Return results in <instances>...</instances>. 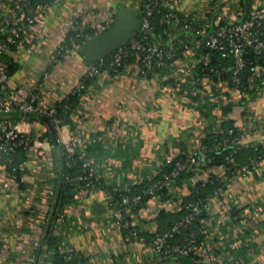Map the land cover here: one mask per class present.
<instances>
[{"label": "crops", "instance_id": "1", "mask_svg": "<svg viewBox=\"0 0 264 264\" xmlns=\"http://www.w3.org/2000/svg\"><path fill=\"white\" fill-rule=\"evenodd\" d=\"M138 1L48 0L49 7L34 25L28 37L30 41L11 55L17 67L6 79L7 88L18 99L28 97L33 88L51 100L69 94L94 61L83 46L51 61L53 53L66 43L74 24L91 22L101 10L113 12L115 17L123 9L132 12L131 18L138 25L141 18V11L136 7ZM263 2L178 0L176 7L183 15L196 12L202 17L220 16L240 21ZM10 5L9 0H0V26L6 23L2 15ZM215 6L217 12H214ZM226 98L225 106L216 113L206 114L201 101L181 94H164L135 73L98 80L80 100L69 123L81 159L106 185L100 183L92 190H77L75 202L64 203L60 210L56 209L60 178L55 179L60 175L62 153L57 134L52 130L49 134L50 125L32 116L24 126L23 134L31 144L26 160L20 164V173L9 174L0 165V264H52L59 251L49 244L50 237L54 236L63 237L72 253L86 257L85 264H117L116 259L119 264L166 263L168 259L146 252L142 243L124 240L114 222L109 187L123 189L137 180L152 178L165 167L173 147L183 150L199 146L203 134L223 117H228L232 124H241L243 113L237 91L228 90ZM211 99V105L221 102L213 90ZM246 104L255 118L264 119V95H251ZM4 125L0 115V130ZM246 125L252 145L260 144L259 138L264 141V127L258 136L256 126L249 122ZM232 187L243 205L256 201L264 206V158L261 174L255 172L240 178L231 190ZM160 206L163 204L158 200L147 204L142 220L145 230L157 229ZM217 209H221L219 202ZM256 226H262V231L251 235L249 242L247 239L246 245L237 250L246 264H264V211L251 218L246 229L240 225L234 229L240 237ZM178 261L168 264H181Z\"/></svg>", "mask_w": 264, "mask_h": 264}, {"label": "built area", "instance_id": "2", "mask_svg": "<svg viewBox=\"0 0 264 264\" xmlns=\"http://www.w3.org/2000/svg\"><path fill=\"white\" fill-rule=\"evenodd\" d=\"M9 1L11 5L2 15L6 23L0 26V115L5 124L0 130V165L11 174L6 163L11 160L9 156L15 150V137L25 133L24 126L30 122L27 119L29 115L47 117L55 128L58 143L70 155L79 151L74 143L72 127L67 117L60 114L59 106L63 103L61 105L70 107L66 100L72 94H77L80 100L84 99L92 86L104 78L135 73L164 94H181L191 100L201 101L206 114L216 113L228 103V90L237 91L239 109L243 113L241 124H233L226 129L223 124L228 117L221 118L203 134L199 146L183 150L173 147L165 165L169 166V170L143 192L131 195V186L123 189L114 186L119 199H115L110 192V201L114 208V222L121 231H125L124 240L142 243L144 250L150 254L164 259L174 255L192 257L195 264H246L237 250L243 244L246 245L247 239L249 242L251 235L259 234L263 227L249 229L240 237L236 236L234 229L236 225L246 229L249 220L264 211V206L256 201L244 202L243 205L239 194L233 187L231 190V186L240 178L255 172L261 174L264 158L263 155L262 158L251 159L243 166L235 162V154L241 148L261 150L264 147L261 138L257 140L260 143L258 145L249 142L250 133L246 125L249 122L256 126L258 136L264 127V119L255 118L246 104L249 96L264 95V2L254 6L238 21L222 19L220 16L202 17L196 12L183 15L176 7L178 0H139L136 7L141 11V18L134 37L127 44L93 61L69 94L51 100L34 88L28 97L18 99L6 86L9 65L2 58L4 54L12 55L13 46L16 49L25 47V42L30 41L28 37L34 25L46 13L49 2L39 0L34 7H29L31 0ZM216 7L214 12L218 11ZM158 10H162L159 26L154 21ZM80 17L83 18V13ZM113 21L114 13L104 10L87 24L77 21L66 43L58 47L51 61L74 53L93 37L107 31ZM249 55H255V58L250 59ZM212 90L216 98L219 101L221 99L219 105L210 104ZM77 108L70 112L68 118ZM14 111L21 113L15 122L9 118ZM209 132L224 133L225 136L214 145L206 146L203 140ZM26 140L29 141L28 138ZM222 148L229 150L226 163L214 170L208 166L207 157ZM179 156L181 158L178 159ZM226 164L232 165L230 173L226 170ZM187 172H194V176L188 180L180 179ZM93 175L94 170L90 169V174L78 175L71 180L82 183L80 189L92 190L96 186ZM143 180L135 182L141 183ZM208 181L216 188L207 193L204 202L186 204L184 209L187 211L183 217L148 242L142 235V220L146 214L143 196L150 195L154 200H159L162 197L159 191L166 189L170 199L165 205L180 211L183 209L184 194L179 189L198 188L199 183L205 185ZM218 202L221 209L215 210ZM184 231H188L184 240L172 244L171 239L175 234ZM58 248L68 259L78 255L71 252L61 236ZM78 256L81 257L80 254Z\"/></svg>", "mask_w": 264, "mask_h": 264}, {"label": "trees", "instance_id": "3", "mask_svg": "<svg viewBox=\"0 0 264 264\" xmlns=\"http://www.w3.org/2000/svg\"><path fill=\"white\" fill-rule=\"evenodd\" d=\"M38 1L39 0H31L28 6L34 7ZM246 1L249 3L250 0H245V2ZM247 6H249V4H247ZM161 15H162V10H158L157 12H155L154 21L157 26H159V19ZM13 49L16 50V47L13 46ZM2 58L9 65L8 74L10 75L13 72V70L16 69L17 63L14 61L13 56L9 54L2 55ZM249 58L253 59L255 58V55H249ZM66 102L69 104L70 107H65L61 105L63 104L61 103L59 106L60 114L67 117V121H69L68 116L70 115V112L75 107L78 106V104L80 103V98L77 94H72L69 96ZM33 116L35 119L46 123V121L43 118L44 116H40V115H33ZM20 117H21V113L19 111H14L10 114L9 118L13 122H15ZM46 124L52 125L51 122L50 123L47 122ZM231 126H233V124L230 120L225 121L223 124V127L226 129ZM49 134H51V129H49ZM224 136H225L224 133L218 134V133L209 132L205 135L203 143L206 146H211V145H214L218 140H220ZM26 139L27 137L22 133L21 134L19 133L14 139V142L16 143V147H15L14 152H11L9 156L11 160L6 163L7 170L11 174H15V175L19 174L20 164L26 160V151L29 147V144H31V141L30 140L27 141ZM53 140L56 142L55 139ZM55 144L56 146H58L59 143L58 144L55 143ZM58 147L61 149L62 161L60 164V169L58 171L60 172V175L55 180L58 181L60 178V185H58V188H57L58 193H59V199H58L59 204H57L56 206V209L58 208L60 210V208L64 205V203L75 202L74 193L80 189L79 185L82 184L80 182H73L71 179L74 177H77L78 175L90 174L91 168L89 166L84 165L83 159L80 158L79 151L70 155V153L62 147V145L59 144ZM228 153H229V150L225 148H222L220 151H214L210 153V155L207 157L208 166L213 167L214 170H217L218 166H220L221 164L225 165L226 157ZM263 154H264V150H255L253 147H244L238 150L237 153L235 154V162L237 163V165L243 166V165L248 164L251 161V159L262 158ZM177 158L179 159L181 158V156ZM226 166H225L226 170L230 173L232 170V165L226 164ZM168 170H169V166L168 167L166 166L163 168V170L156 173L150 180L144 179L141 183H137V182L131 183L130 194L134 195L136 193L143 192L144 189L149 187L155 180L161 178L163 173ZM193 176H194V172H187V173L182 174L180 179L188 180V178L193 177ZM92 177L94 178V183H96V186L99 185L100 183L102 186L106 185L102 179L97 178L95 175H93ZM114 186L115 185H112L111 187H109V189L111 190L110 192H112V195L114 196L115 199H119L117 195V191L113 189ZM215 188H216V185H214L210 181L206 182L205 185H201L199 183L198 188H190V187L184 188L182 190L184 194L183 209L180 211L173 209L171 205H168V206L164 205L165 203L169 201L170 195H167L166 189H161L159 193L161 194L162 197L158 201H160L163 204V206H160V209H159V212L156 218L157 229L155 230V232H149L145 230L143 227L142 235L147 239L148 242H150L152 239H154V237L162 234L166 229H169L172 226H174L183 217V215L187 211V209H184L186 204L190 202H194V203L204 202L207 193L212 192ZM150 201H155V200L152 197H150V195L143 196V203L146 206ZM122 233L124 235L125 231H122ZM187 233L188 231H184L181 234H175V236L171 239L172 244H177L183 241ZM58 239H59V236L50 237L49 244L56 246L58 248ZM166 259H168L166 262H172L178 259L180 260L178 262L181 264H195L192 262V257L185 258V257H179L177 255H174L172 258H166ZM171 259H174V260L171 261ZM87 262H88V259L84 256L80 257L76 255V256H71L68 259L62 253L57 251L55 253L52 264H85ZM116 262L117 264L120 263L119 261H117V259H116ZM160 263L161 262L158 261L157 264H160Z\"/></svg>", "mask_w": 264, "mask_h": 264}, {"label": "water", "instance_id": "4", "mask_svg": "<svg viewBox=\"0 0 264 264\" xmlns=\"http://www.w3.org/2000/svg\"><path fill=\"white\" fill-rule=\"evenodd\" d=\"M131 14L132 12L130 13V11L118 10L112 26L107 31L93 37L83 45L84 50L94 61L127 44L134 37L137 24L131 18ZM30 118L31 115L27 117L28 120ZM43 118L46 122L50 123L47 117ZM50 129L56 135L53 125H50Z\"/></svg>", "mask_w": 264, "mask_h": 264}]
</instances>
